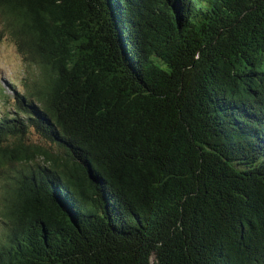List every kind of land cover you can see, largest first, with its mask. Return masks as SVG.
Masks as SVG:
<instances>
[{
  "label": "trees",
  "instance_id": "1",
  "mask_svg": "<svg viewBox=\"0 0 264 264\" xmlns=\"http://www.w3.org/2000/svg\"><path fill=\"white\" fill-rule=\"evenodd\" d=\"M106 1L0 0V264H264V0Z\"/></svg>",
  "mask_w": 264,
  "mask_h": 264
},
{
  "label": "rangeland",
  "instance_id": "2",
  "mask_svg": "<svg viewBox=\"0 0 264 264\" xmlns=\"http://www.w3.org/2000/svg\"><path fill=\"white\" fill-rule=\"evenodd\" d=\"M5 20L0 14V110L3 112L13 110L12 80H16L18 87L23 88V84L29 81L26 77L33 81L40 75L37 64L24 57L10 30L5 27ZM8 166L10 171L5 165L0 167V201L3 199L6 182L13 174V165L9 163ZM2 226L0 208V230Z\"/></svg>",
  "mask_w": 264,
  "mask_h": 264
},
{
  "label": "water",
  "instance_id": "3",
  "mask_svg": "<svg viewBox=\"0 0 264 264\" xmlns=\"http://www.w3.org/2000/svg\"><path fill=\"white\" fill-rule=\"evenodd\" d=\"M83 9L98 35L113 49H119L115 42L114 7L110 1L106 0H79ZM105 30H109L106 35Z\"/></svg>",
  "mask_w": 264,
  "mask_h": 264
}]
</instances>
